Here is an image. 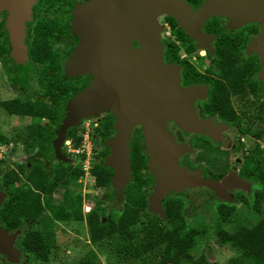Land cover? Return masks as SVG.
<instances>
[{"label": "flooded vegetation", "instance_id": "flooded-vegetation-1", "mask_svg": "<svg viewBox=\"0 0 264 264\" xmlns=\"http://www.w3.org/2000/svg\"><path fill=\"white\" fill-rule=\"evenodd\" d=\"M87 1L0 0V195H4L0 207L10 193L14 194L24 187L25 181L18 171L19 166L29 173L36 164L45 169V165L64 164L59 158L62 146L69 138L56 141L55 123L66 99L76 94L66 98L65 83L78 87L79 80L86 79L82 90L90 81L87 76L71 78L64 72L65 61L79 40L70 28L72 11ZM183 1L192 11H197L205 0ZM169 19L175 24L172 25ZM162 20L170 35V38L162 36V40L159 39L163 61L177 70L180 88L193 89L191 109L195 118L206 124L198 130H186L177 121L167 120L166 128L174 142L187 150L180 155L177 165L187 173H197L200 178L218 177V173L209 167V152L219 154L225 150L236 151L239 147L228 136L229 129H239L241 119L264 113V82L259 79L264 64L258 54L259 40L264 36V21L246 22L231 28L226 16L213 15L202 23V38L198 41L190 38L171 16L164 14ZM133 46L136 48L137 44L133 43ZM225 99L229 102L234 121L226 122L220 118L221 103ZM234 101L239 110H235ZM253 120L242 128V133L256 141L252 137V133L257 131ZM73 128H68L66 135ZM134 129L138 130L137 133H134ZM141 129L138 123L132 126L128 144L130 149L131 143L138 142L146 156L139 168L141 176L138 178L145 201L140 217L144 220L153 214L166 221L163 201L172 199L184 203V199L179 193L163 196L159 203L163 217L148 209V199L156 184V176L148 170L149 156L144 148ZM112 131L108 137L113 134ZM53 133L57 147L54 153H47L54 143L49 141L42 147L39 141L44 135L52 136ZM16 148L26 151V161L18 162L10 158ZM105 148L108 150L106 145ZM254 148L255 144L253 151ZM6 149L9 150L7 160L1 155ZM36 152L43 153L40 159L33 157ZM47 156L58 161L48 164L43 160ZM234 162L239 163L240 160L235 158ZM129 169V182L123 188V202L124 190L131 182L130 164ZM8 173L12 176L7 177ZM16 175L19 180L12 181ZM245 180L251 183V192L252 182ZM144 210L151 214L144 216ZM0 227L4 230L1 221ZM17 230L5 231L13 233ZM0 257L6 259L2 254Z\"/></svg>", "mask_w": 264, "mask_h": 264}, {"label": "water", "instance_id": "water-1", "mask_svg": "<svg viewBox=\"0 0 264 264\" xmlns=\"http://www.w3.org/2000/svg\"><path fill=\"white\" fill-rule=\"evenodd\" d=\"M163 13L174 18L190 38L200 41L201 25L213 15L226 16L231 28L264 21V0H205L197 11L183 0H89L76 6L70 28L79 40L65 61L64 72L71 78L91 75L92 80L66 99L55 123V138L60 142L81 119L108 110L113 116V134L104 139L109 152L103 164L112 170L111 182L125 184L130 172L131 129L138 123L149 156L148 170L156 176L148 209L160 217L159 203L169 179L187 174L177 165L178 156L187 150L174 142L166 122L175 120L186 130L206 125L191 109L193 89L180 88L177 70L163 61L155 21ZM259 44L264 64V36ZM259 79L264 82V71ZM3 198L0 195V203ZM19 233L0 227V254L10 262L18 256L12 244Z\"/></svg>", "mask_w": 264, "mask_h": 264}, {"label": "rangeland", "instance_id": "rangeland-1", "mask_svg": "<svg viewBox=\"0 0 264 264\" xmlns=\"http://www.w3.org/2000/svg\"><path fill=\"white\" fill-rule=\"evenodd\" d=\"M163 15L164 13L159 14L155 19L160 31L158 38L161 40L162 36L163 38L166 37V39L170 38L169 31L164 25V20H162ZM83 76H87L90 81L92 80L91 75ZM233 106L235 110H239L235 101ZM107 114H109L108 110H99L95 116L81 119L79 125L71 129V133L74 134L75 138H79L78 144H74L73 138L66 139L65 141L70 143L64 142L59 161L71 167L78 166L79 168L85 164L91 166L94 163L102 162L105 157L102 155L104 152L108 153V150L105 148L103 137L99 131L100 123ZM251 120L255 123L254 129H259L261 132L256 141L242 133V128L247 127ZM240 122L239 129L230 128L228 132L232 142H235L239 147L236 151L229 152L225 150L220 151L219 154H213V152L211 154L209 152L210 154L207 157L209 167L213 172L218 173V177L200 178L197 173L193 172L182 174V177L174 176L169 179L171 182L166 184L164 196H174L178 193L182 195L185 221L190 226H196L203 230V234L196 240L195 245L189 251L193 259L202 255L213 264H253L250 260L243 259L240 253L229 245L218 243L215 229L214 207L216 201L234 205L228 221H225L221 226L226 231H231L239 226L254 224L258 219L264 218L263 204L261 205V211L256 213L252 209L251 202L240 203L236 202L234 198L235 192H242L247 197L250 194L251 183L243 179L240 173L244 168L254 166V162L257 159L256 148L262 150V156L264 157V113L254 118L241 119ZM137 131V129H134V133H137ZM107 137H104V139ZM254 144L255 151H253ZM84 148L87 154L82 151L77 152L78 149L84 150ZM8 153L9 150L6 149V151L1 152V155L7 160L9 158ZM25 154V150L16 148L10 158H15L18 162H24L28 158ZM42 155L43 153L36 152L33 157L37 156L40 159ZM179 158L180 156H178L177 161ZM235 158L239 159L240 162L235 163ZM43 160L48 164L58 161V159L48 156ZM261 165L264 171V163ZM45 167L48 172L49 167L46 165ZM237 170H239V174ZM124 185L125 182L114 183L110 181L107 187L96 188L90 174L87 171H83V174L78 179L68 180L67 184L54 190L48 196V200L54 204H62V195L67 190L71 194L80 195L83 216L94 207L96 202H101L104 216L108 215L110 211L120 212L124 216V202L122 200ZM259 190L264 192V186H260ZM121 214L117 215L115 220L120 219ZM149 214H151L149 211L144 210V216ZM45 217H47L46 213L43 214L44 220L42 218L41 222L46 220ZM102 218L104 219V217ZM162 222L166 221L163 220ZM143 224L142 222H137L126 225L121 233L105 238L95 244L88 241L87 229L83 221H50L45 223V225L43 224V226L40 224V229L47 233V261H38L35 264H75L89 251L96 255V260L101 264H178L182 262L178 256L171 257L168 252L169 249L165 245L150 251L139 259H133L129 246L131 241L135 242L141 237ZM19 236L20 234L16 236L12 244L13 248L18 251L16 260L10 262L0 257V264L30 263L27 255L16 245Z\"/></svg>", "mask_w": 264, "mask_h": 264}, {"label": "trees", "instance_id": "trees-1", "mask_svg": "<svg viewBox=\"0 0 264 264\" xmlns=\"http://www.w3.org/2000/svg\"><path fill=\"white\" fill-rule=\"evenodd\" d=\"M171 24L174 21L169 19ZM183 35V32H181ZM86 79H81L80 86L65 83V97L75 94L81 90ZM220 118L226 122L234 121L233 113L229 107V102L225 99L221 103ZM35 113V112H34ZM100 135L104 137L111 134L112 117L105 115L100 123ZM260 130L254 131L252 137L258 138ZM67 138H73L74 144H78L79 138L73 133L68 132ZM54 143L47 153H54L57 147L54 133L52 136H43L40 139V145L45 146L46 142ZM107 150V149H106ZM257 159L254 166L244 168L240 176L252 182V189L247 197L242 192H235L234 198L236 202L252 204V209L258 213L261 211V205H264V192L259 190L260 186H264V171L262 165L264 157L262 150L256 148ZM103 153V157L106 156ZM130 168L131 182L124 190V209L123 215L118 212L110 211L108 215H103L101 202H96L94 207L86 212L83 216L81 212V197L78 194H71L67 190L63 193V203L54 204L49 202L50 196L54 190L60 186L67 184L68 180H76L83 171L78 166L71 167L61 162L49 167V171L40 164L33 165L29 173H25L23 166L18 167L20 175L24 179L23 189L17 190L16 193H10L7 199L0 207V221L4 230L11 232L16 229L21 231L17 240V247L21 249L28 257L30 263L35 264L38 261H47V233L40 229L47 222H68L83 221L87 229L88 241L95 244L105 238L121 233L126 225L142 222L144 223L141 237L135 242L130 243L129 251L133 259H139L150 251L167 246L171 257L178 256L181 261L178 264H213L205 259L202 255L193 259L189 253L190 249L195 245L196 240L203 234V230L190 226L184 217V203L181 201H173L165 199V218L167 224H164L159 218L152 215L148 219L142 220L140 210L145 204L141 195L140 183L138 178L141 176L139 168L145 162L144 155L138 142L130 144ZM89 174L93 179L96 188L107 187L111 177L112 170L104 166L103 160L100 163H94L89 168ZM11 177L10 173L6 174ZM11 180V179H10ZM19 180L16 175L12 181ZM27 183V184H25ZM234 209L233 204L215 202L214 218L216 220L217 242L227 244L240 253L243 259L250 260L253 264H264V218L258 219L254 224L239 226L231 231L221 228L222 224L228 221ZM46 213L45 221L41 222L43 214ZM121 217L115 220L117 215ZM104 217V219L102 218ZM44 220V218H43ZM75 264H101L96 260V255L89 251L82 256ZM165 264V263H160Z\"/></svg>", "mask_w": 264, "mask_h": 264}, {"label": "built area", "instance_id": "built-area-1", "mask_svg": "<svg viewBox=\"0 0 264 264\" xmlns=\"http://www.w3.org/2000/svg\"><path fill=\"white\" fill-rule=\"evenodd\" d=\"M66 143H68V142H66ZM80 147H84V146H80ZM86 147V146H85ZM79 151H82L84 154H87V151L85 150V148H84V150H80V149H78L77 150V152H79ZM91 166H87L86 164L85 165H83V167H81V170L82 171H87L88 173H89V168H90Z\"/></svg>", "mask_w": 264, "mask_h": 264}]
</instances>
